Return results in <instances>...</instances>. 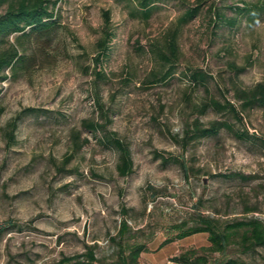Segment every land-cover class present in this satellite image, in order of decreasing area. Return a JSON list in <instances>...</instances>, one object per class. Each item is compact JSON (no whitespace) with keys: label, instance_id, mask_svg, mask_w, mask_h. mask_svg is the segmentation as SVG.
I'll use <instances>...</instances> for the list:
<instances>
[{"label":"rangeland","instance_id":"rangeland-1","mask_svg":"<svg viewBox=\"0 0 264 264\" xmlns=\"http://www.w3.org/2000/svg\"><path fill=\"white\" fill-rule=\"evenodd\" d=\"M198 1L153 0L144 17L136 0H58L56 28L2 82L0 223L8 227L0 264H52L94 241L107 255L122 207L130 224L147 222L154 242L191 216L193 204L220 221L264 222V105L243 106L238 91L264 82V0H202L197 15L178 26ZM104 10L114 33L99 77L92 59ZM176 26L171 72L149 82L153 71L169 67L151 48ZM213 99L232 103L242 119L229 107L203 109ZM89 120L105 127L91 131ZM214 120L231 129L186 137L196 121L207 127ZM110 134L130 150L126 176L118 173ZM229 254L264 264V246L240 252L233 245Z\"/></svg>","mask_w":264,"mask_h":264},{"label":"trees","instance_id":"trees-1","mask_svg":"<svg viewBox=\"0 0 264 264\" xmlns=\"http://www.w3.org/2000/svg\"><path fill=\"white\" fill-rule=\"evenodd\" d=\"M142 7V14L148 17L150 5L153 0H136ZM58 0H0L4 9L0 11V93L2 82L13 78L29 62L28 50L30 45L47 36L57 25V4ZM188 7L178 18V26L182 25L198 13L199 4ZM239 8V7H234ZM104 24L101 33L97 38L95 55L93 56L94 73L102 77L104 72L99 68L103 58H106L113 36V28L110 25L109 13L103 11ZM151 51L156 54L166 66V71H153L149 82L164 80L171 72V66L178 56L179 47L177 41V26L169 29L164 35L161 46L153 44ZM236 70L238 68L234 65ZM200 75L197 72L193 77ZM245 98L243 106L253 104L264 105V82H259L248 90H238ZM211 105L213 108L222 109L229 107L232 113L241 120V112L226 101L221 104L218 100H211L205 104L204 108ZM30 109V108H28ZM110 120L106 118V122ZM196 121L193 127L189 126L186 130V137L195 138L216 134L222 127L231 129V125L226 121L214 120L209 126L202 127ZM12 127L15 121L9 122ZM85 126L91 131L104 128V124L94 120L84 122ZM194 135V136H193ZM196 135V136H195ZM239 137L247 136V131L236 133ZM108 144L117 151L118 163L117 170L122 176H126L133 169V161L128 146L114 134L106 136ZM86 141V140H85ZM242 178H249L251 175L238 174ZM151 188V187H150ZM157 196V193L154 197ZM191 216L174 222L167 228L166 235L161 244L179 239L194 233H207L208 245L201 247H190L181 250L172 257V260L183 264H243V262L229 254L231 246H235L240 252L254 251L259 246H264V222L257 217H240L226 221H220L218 217L205 214L198 208V204H193ZM256 207H245L244 212H252ZM128 210L121 208L123 215L119 219L117 230L110 235L108 241L112 246V251L107 255H100L96 249L99 247L97 242H83V250L74 254H62L52 264H138L142 251L147 249L148 243L152 240L153 234L145 232L147 222L142 226L132 225L126 217ZM145 213V208H144ZM8 226L0 223V236ZM218 253V256H213ZM192 259L194 262H192ZM49 264V263H44Z\"/></svg>","mask_w":264,"mask_h":264},{"label":"crops","instance_id":"crops-1","mask_svg":"<svg viewBox=\"0 0 264 264\" xmlns=\"http://www.w3.org/2000/svg\"><path fill=\"white\" fill-rule=\"evenodd\" d=\"M163 239L164 237L157 242L151 240L147 249L141 252L138 264H183L172 260V257L183 249L208 245L207 233L205 232L194 233L161 244Z\"/></svg>","mask_w":264,"mask_h":264},{"label":"water","instance_id":"water-1","mask_svg":"<svg viewBox=\"0 0 264 264\" xmlns=\"http://www.w3.org/2000/svg\"><path fill=\"white\" fill-rule=\"evenodd\" d=\"M174 195H176V194L174 193ZM192 262H194L193 259H192Z\"/></svg>","mask_w":264,"mask_h":264}]
</instances>
